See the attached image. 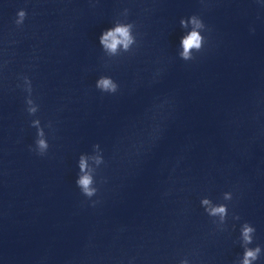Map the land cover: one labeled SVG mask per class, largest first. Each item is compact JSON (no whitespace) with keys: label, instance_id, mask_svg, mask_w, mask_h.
I'll use <instances>...</instances> for the list:
<instances>
[{"label":"clouds","instance_id":"obj_1","mask_svg":"<svg viewBox=\"0 0 264 264\" xmlns=\"http://www.w3.org/2000/svg\"><path fill=\"white\" fill-rule=\"evenodd\" d=\"M125 12H127V9H125ZM26 17V10H18L14 20L15 25L17 27L22 26ZM189 25L192 26L191 30L180 39L182 51L179 53V57L184 61L195 59L193 53L202 51L206 39L205 36L202 35V32L206 30V25L199 16L192 15L180 20V26L182 28L187 29ZM133 29V23L114 22L112 27L104 30L99 36V45L103 52L112 57L118 56L121 52H130L133 45L136 44V37L133 34ZM6 64L7 61H5V65ZM19 79L22 80V84H17V87H21L23 91L27 93L25 99L26 112L29 116H35L39 110V105L36 104L32 98V81L27 75H21ZM95 86L102 93L109 94L116 93L119 88V85L110 76L99 77ZM30 126L36 129V139L34 141V147L29 146V150L34 151L39 156L46 155L50 146L40 119H33ZM47 127L51 128V122H49ZM93 150L96 154L92 156H88L84 153L79 156V172L76 179L77 187L80 189L82 195L89 200L97 195L98 188L95 186V174L99 166L104 163L100 146L98 144L93 145ZM90 159L93 161L95 167L89 166L88 161ZM222 198L225 201H231L233 195L231 192H224ZM96 203L97 201H92L93 206H95ZM200 205L209 217H219L221 222L228 216L227 204L214 203L212 199L204 197L200 200ZM234 218L238 220L239 216H234ZM255 231L256 229L248 222H244L240 227V236L242 239L241 246L244 249L240 264H253V262L257 261L260 257L261 247L259 245L254 248L247 247V245L252 244ZM179 264H189V260L187 258L181 259Z\"/></svg>","mask_w":264,"mask_h":264}]
</instances>
